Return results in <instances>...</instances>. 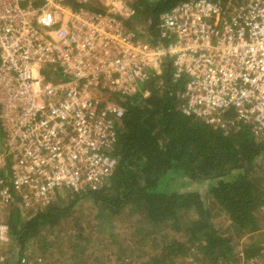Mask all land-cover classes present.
Masks as SVG:
<instances>
[{
    "label": "built area",
    "instance_id": "built-area-1",
    "mask_svg": "<svg viewBox=\"0 0 264 264\" xmlns=\"http://www.w3.org/2000/svg\"><path fill=\"white\" fill-rule=\"evenodd\" d=\"M136 13L127 0H0V262L11 209L26 220L107 180L122 101L153 84L181 86L187 116L225 125L232 109L264 133V0H182L160 16L161 44L128 27Z\"/></svg>",
    "mask_w": 264,
    "mask_h": 264
},
{
    "label": "trees",
    "instance_id": "trees-1",
    "mask_svg": "<svg viewBox=\"0 0 264 264\" xmlns=\"http://www.w3.org/2000/svg\"><path fill=\"white\" fill-rule=\"evenodd\" d=\"M180 1L135 0L137 13L127 25L140 37L161 44L160 16ZM50 73L48 79H57ZM180 87L161 91L153 84L149 96L137 93L122 101L125 115L114 151L118 165L100 188L61 190L50 207L26 220L18 208L11 209L8 223L22 255L25 246L38 240L51 247L45 232L67 223L85 198L99 207L98 223L128 208L150 228L142 240L161 235L164 227L178 234L162 240L150 264L257 261L264 242V133L257 135L250 124L238 121L232 109L222 117L225 125L183 114L178 108ZM190 185L206 187L205 194L188 189ZM211 205L225 213L231 229L217 226V210ZM244 238L250 242L244 243ZM76 239L79 243L71 244L75 262L70 264H95L85 254L87 237L80 233ZM125 252H118L117 264H131Z\"/></svg>",
    "mask_w": 264,
    "mask_h": 264
},
{
    "label": "rangeland",
    "instance_id": "rangeland-1",
    "mask_svg": "<svg viewBox=\"0 0 264 264\" xmlns=\"http://www.w3.org/2000/svg\"><path fill=\"white\" fill-rule=\"evenodd\" d=\"M134 1L127 0L132 6H134ZM191 188L201 191L202 194L206 192V187L204 186L190 185L188 189ZM211 206L212 208L216 207V205ZM98 210L99 207L95 206L91 199H81L75 206L74 216L67 223L51 231H46V234L44 233L45 237H47L45 242L52 244V246L45 247L44 241L37 239V243L25 246L23 250L25 258L38 264H70V262H75V253L71 248V244L77 243L78 239H76V236L83 233L88 239V242L84 244L86 246L84 247V250H86L85 254H89L90 257L88 259L94 261L95 264H117L119 261L117 254L123 249L126 250L125 258L129 261L132 260L131 264H146V262L150 264L152 258L159 255L162 240L178 235L169 228L164 227L161 235H150L146 237L147 239L144 238L142 240L144 233L150 231V228L148 224L144 223L142 217H140L141 215L131 214L127 208L122 210L120 214L115 215L110 221L98 223L95 219ZM216 210L214 222L217 226H221L225 231L229 228L231 229V221L228 220L225 213L221 212L219 207H216ZM243 242L249 243L250 240L244 238ZM262 246L261 255L257 258V264H264V242ZM19 252L21 253L19 245L12 239L5 248L6 255L10 256L9 261L14 264ZM177 264L189 263L178 260ZM237 264L250 263L241 261Z\"/></svg>",
    "mask_w": 264,
    "mask_h": 264
}]
</instances>
